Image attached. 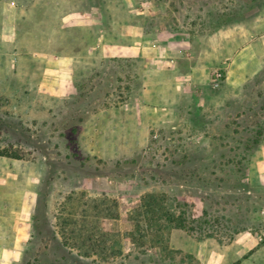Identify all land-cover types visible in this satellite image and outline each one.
<instances>
[{
    "label": "rangeland",
    "instance_id": "374dc122",
    "mask_svg": "<svg viewBox=\"0 0 264 264\" xmlns=\"http://www.w3.org/2000/svg\"><path fill=\"white\" fill-rule=\"evenodd\" d=\"M229 29L264 0H0V264H264V54L195 67Z\"/></svg>",
    "mask_w": 264,
    "mask_h": 264
},
{
    "label": "crops",
    "instance_id": "0c3cea01",
    "mask_svg": "<svg viewBox=\"0 0 264 264\" xmlns=\"http://www.w3.org/2000/svg\"><path fill=\"white\" fill-rule=\"evenodd\" d=\"M228 31H231L232 34H228L227 33ZM232 31L235 30L229 29L226 31H220L216 33L213 37H210V40L208 39L201 42L199 47L196 48L198 50L197 52H200V54L206 56V58H203L201 60V64L199 66L198 65L195 66L196 68L207 69V70H202V74H201L203 76L205 75V78L209 76L208 74L210 73V70H212V68L222 67L228 69V65H229L228 60L230 59V57L236 54V52L240 48H245L247 45H249L248 43H251L250 45L257 47L260 50L261 55L264 54V35H261L259 38L254 39L249 34L247 36L245 33L241 34L240 32H232ZM183 50L186 51V55L183 54V59L190 60L194 58L191 56V52H189V50L187 49H183ZM183 50H181V52H183ZM176 60L177 58H171L170 61H168V65H171V63L172 64L175 63ZM191 73L196 74L195 70H192V72L188 70L187 75H190ZM240 80L233 78V80L228 81V77H227L225 82L226 85H229V87L234 88L242 83V80L241 81ZM207 264H214V259L213 262L210 261L209 259L207 261Z\"/></svg>",
    "mask_w": 264,
    "mask_h": 264
},
{
    "label": "trees",
    "instance_id": "16d2710c",
    "mask_svg": "<svg viewBox=\"0 0 264 264\" xmlns=\"http://www.w3.org/2000/svg\"><path fill=\"white\" fill-rule=\"evenodd\" d=\"M232 2V1H231ZM231 8H227L226 9V11H223V12H220V13H218V14H215V16L213 17V19L212 20H210V22H209V24L206 26V28L208 27V28H212L209 32H204V33H213V32H216V31H218V30H220V29H222V28H226V27H228V26H231V25H234L235 23H238V19L241 17L240 16V14H242V7H240V10L239 9H237V8H234V7H232V6H230ZM239 10V11H238ZM253 130H251L250 132H253L254 134H255V137L253 138V139H251V140H245L244 141V143L246 142V144H245V147H244V151H243V153L246 151V149L247 148H251L252 147V145H256V144H258V142H259V140H257L258 139V137L262 134V133H264V125H262V126H257L256 128H252ZM244 157H245V155H243L242 156V158H241V160L242 159H244ZM231 159H233L234 161H235V159H236V156L234 157V158H231ZM232 160V161H233ZM189 162H191V160H188ZM232 161H230L231 163H233ZM237 163H239L240 164V162H237ZM237 163H235V165L237 164ZM216 167V166H215ZM150 207V203H146L145 205H144V208L146 209V210H149L148 208ZM179 207V206H178ZM146 213H147V211H146ZM148 214H149V212H148ZM185 223H186V220H185V218L184 219H182L181 221H180V223H179V227H182V228H187L186 227V225H185ZM192 223H195V226H194V228H193V230H194V232H195V230L197 231V229H198V231H202L203 229V227H205V226H208L209 224H210V221L209 220H204V221H199V218H198V220H193V222ZM155 230H156V228H154ZM158 230H156V232H157ZM205 231V230H204ZM239 231V229H236L235 230V233L236 232H238ZM200 233V232H199ZM143 236H141V233L140 234H138L137 236H136V243H139L140 245H142V243H143ZM101 244V243H100ZM103 245V244H102ZM63 246H65L64 244H63ZM159 260H157V261H155L156 262V264H160L159 262H158Z\"/></svg>",
    "mask_w": 264,
    "mask_h": 264
},
{
    "label": "built area",
    "instance_id": "2783aa9c",
    "mask_svg": "<svg viewBox=\"0 0 264 264\" xmlns=\"http://www.w3.org/2000/svg\"><path fill=\"white\" fill-rule=\"evenodd\" d=\"M222 70H216L212 74V78L210 80V85L214 89H219L224 83V76Z\"/></svg>",
    "mask_w": 264,
    "mask_h": 264
}]
</instances>
